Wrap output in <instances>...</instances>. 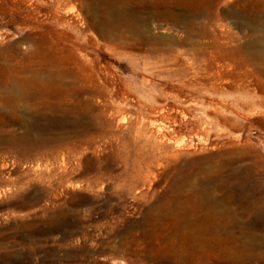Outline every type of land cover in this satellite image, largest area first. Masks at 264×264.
Wrapping results in <instances>:
<instances>
[{
	"label": "rangeland",
	"instance_id": "374dc122",
	"mask_svg": "<svg viewBox=\"0 0 264 264\" xmlns=\"http://www.w3.org/2000/svg\"><path fill=\"white\" fill-rule=\"evenodd\" d=\"M261 12L264 0H0L1 61L60 75L49 96L74 101V125L0 151V264H264ZM232 174L241 243L173 255L176 212L203 228L215 202L174 203L200 185L222 198Z\"/></svg>",
	"mask_w": 264,
	"mask_h": 264
},
{
	"label": "bare ground",
	"instance_id": "6f19581e",
	"mask_svg": "<svg viewBox=\"0 0 264 264\" xmlns=\"http://www.w3.org/2000/svg\"><path fill=\"white\" fill-rule=\"evenodd\" d=\"M261 13V17L264 18V13ZM127 24L129 25L130 23ZM1 60L2 57H0V151H10L11 149H16L27 153V151L32 150V148L35 147L32 134L38 133L39 135H43L46 125L62 126L68 125L69 123L74 125V101L69 102L63 98L57 99L49 96L52 89L57 86L55 81L60 75L51 72L45 79H39L35 75L29 77L26 75L23 76L22 74L26 73L29 70V67H19L16 65L5 64ZM44 142V140H39V144L41 146H45L43 145L45 144ZM233 179L234 174L221 180L217 184V190L224 193L222 198H217L216 196H212L210 194L213 188L210 190V188L208 189L206 186L200 185L194 188L191 195L186 197V199H181L174 203V207H176L177 210H182L186 207L192 206L194 212H203L206 199H210L215 202L214 206L209 208L210 210L208 209V214L210 213V223L208 225L204 224L207 225L206 227L202 225L203 228L190 224L192 225L190 226L191 228L188 227L189 230L186 231L184 228L185 223L183 222L185 217L175 211L176 215L173 217L175 222L174 225L172 224L175 238H173L172 235L170 237L172 239L168 243V248L173 255L187 257L189 255L196 254L197 258L199 251L206 249H208L210 253L224 254L227 251V247L224 250L220 249L221 246L219 247V244L221 243L220 240L223 235H226L229 241L228 244L230 243L228 246L231 248L236 246L238 243H241L239 241L240 239L236 236V230H234L236 227L235 215L237 211L234 210L235 208L233 207L236 202V192L233 187V183L235 181L233 182ZM247 190L248 189H246V191ZM247 198L248 197L244 195L242 200L244 199L246 201ZM250 201L252 202L253 200ZM258 205L259 203L257 206ZM255 206L256 205H254V208ZM220 207L224 208V210L221 211ZM248 210H250V208H248ZM251 211L252 210H250V212ZM252 212H255V210ZM194 223L196 222L194 221ZM223 230L224 232H222ZM249 245L250 244H247L246 242V244H243L241 247L248 249Z\"/></svg>",
	"mask_w": 264,
	"mask_h": 264
}]
</instances>
